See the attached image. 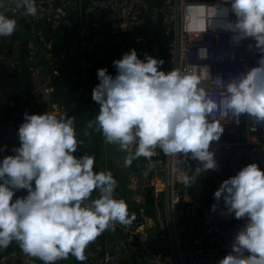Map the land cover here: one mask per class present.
Returning <instances> with one entry per match:
<instances>
[{
    "label": "clouds",
    "instance_id": "9594fccd",
    "mask_svg": "<svg viewBox=\"0 0 264 264\" xmlns=\"http://www.w3.org/2000/svg\"><path fill=\"white\" fill-rule=\"evenodd\" d=\"M13 8L25 17L38 14L37 0H0V37L17 30V19L9 15ZM215 17L216 27L234 33L236 43L253 39L249 48L260 53L257 66L230 78L221 93L224 105L237 123L242 114L264 122V0H219ZM199 56L205 58L206 51L201 49ZM163 64L148 54L139 58L133 48L113 61L115 76L107 68L97 69L92 100L99 110L87 128L128 151L125 167L152 157L157 148L165 155L197 160L192 174L182 177L188 185L218 167L210 145L220 139L224 126L212 118L219 102L201 80L178 70L165 72ZM18 138L13 154L0 159V249L16 242L43 264L70 255L83 262L86 248L98 236L116 223L127 226L135 220L126 201L115 196L113 173L95 171L94 155H75L83 141L74 117L25 113ZM18 190L27 194L16 196ZM93 192L98 196L93 198ZM213 196L212 211L223 201L228 214L246 220L219 264H264V169L249 163L223 180Z\"/></svg>",
    "mask_w": 264,
    "mask_h": 264
},
{
    "label": "built area",
    "instance_id": "2783aa9c",
    "mask_svg": "<svg viewBox=\"0 0 264 264\" xmlns=\"http://www.w3.org/2000/svg\"><path fill=\"white\" fill-rule=\"evenodd\" d=\"M82 1L37 0L36 17L9 10L18 27L12 36L0 37V145L7 141L12 150L19 146L18 128L25 113H37V103L44 105L42 114H65V106L52 101V77H61V72L46 52L53 36L70 28L78 18ZM218 2L88 0L84 19L78 18L75 37L66 46L65 55L80 56L82 65L93 72L92 88L99 83L97 69L107 68L109 74L116 75V52L135 48L138 57L152 56L147 32L161 20L166 39L162 70L197 76L209 96L219 102L212 118L224 126L220 139L210 145L218 167L196 178L211 182L207 191L212 203L208 208L189 199L188 189L196 180L188 185L182 181L183 175H191L199 162L181 155H165L157 148L138 173L154 189L155 209L161 204L162 212L152 219L145 218L142 210L138 214L129 210L135 215L132 224L116 223L98 236L85 250V264H219L231 252L236 233L246 223L245 219L232 222L223 201L216 211L211 206L216 203L213 194L224 172L231 177L253 162L264 169V122L257 123L242 114L237 123L221 95L230 78L257 66L260 53L249 48L255 44L253 39L236 43L234 33L215 26L219 18L212 17ZM229 18L235 19L233 15ZM201 49L206 51L205 58L199 56ZM41 62L51 69L50 75L45 74ZM86 93V87L80 86L75 95ZM6 109L9 114L2 116ZM26 194V190L16 192V196ZM6 251L0 249V264L8 262ZM17 259L19 264H43L19 246Z\"/></svg>",
    "mask_w": 264,
    "mask_h": 264
},
{
    "label": "crops",
    "instance_id": "0c3cea01",
    "mask_svg": "<svg viewBox=\"0 0 264 264\" xmlns=\"http://www.w3.org/2000/svg\"><path fill=\"white\" fill-rule=\"evenodd\" d=\"M154 3H158L160 0H151ZM88 0H83L81 3V7L79 10L78 18L84 19V9L87 6ZM78 18L76 17L73 21V24L70 28L65 29L61 34H58L56 39L51 43L49 50L46 52L51 56L53 60L56 61L57 65L60 67L62 72L61 77V90L65 95H72L73 88L76 86H85L92 87L93 85V72L87 70L82 67L79 63V55H65L66 46L69 45L74 37H75V26ZM150 41V47L153 51V57L157 59H161L164 61V50H165V36L162 29L161 20L156 22L149 32H147ZM123 52H116L117 59L122 57ZM150 51V50H149ZM46 55L43 56L45 58ZM43 65V62H42ZM81 78V80H78ZM52 99H55L52 95ZM57 103V102H56ZM58 104V103H57ZM9 114V110L6 109L3 111L2 116H6ZM77 136L79 140H82L83 143L79 146L78 152L75 155H83L88 154L89 150H93L94 145L99 142H102V157L97 162V167L99 170H106V165H103V158L106 154L109 156H117L118 158H122L123 160L128 155V151H122L119 149L117 145L107 144L101 133L93 131L92 129H88L87 126H76ZM88 134L85 135V132ZM88 131L92 132V135L89 134ZM5 151L0 152V159H2L6 155L13 154L10 144L5 141L0 147H4ZM134 149V146H133ZM130 149L129 151H132ZM96 155V150L94 156ZM147 161V158L140 157L133 161L130 167H127V177L123 179L124 173H120L119 175L113 174L114 178L117 181V188L115 190L116 198H123L128 208L131 207V204L140 205L143 203L142 190L146 186L143 179L140 178L138 169L140 166L144 165ZM103 165V166H102ZM111 170V167H109ZM112 172V171H111ZM229 174L227 172L223 173L221 177V183L223 180L229 178ZM93 198L98 196L97 192H93ZM21 196V195H17ZM161 205V204H160ZM156 208V215L160 214L163 210L161 206ZM130 210V209H129ZM131 211V210H130ZM231 221L234 222L236 218L234 215L228 214ZM18 246L12 243L6 251V255L8 257V262L6 264H19L17 259ZM56 264H85L84 262L78 261L75 257L69 256L66 260L57 261Z\"/></svg>",
    "mask_w": 264,
    "mask_h": 264
},
{
    "label": "trees",
    "instance_id": "16d2710c",
    "mask_svg": "<svg viewBox=\"0 0 264 264\" xmlns=\"http://www.w3.org/2000/svg\"><path fill=\"white\" fill-rule=\"evenodd\" d=\"M196 2H208L211 0H193ZM56 36H53V39L55 40ZM166 43V39H165ZM150 54H154L152 50H150ZM143 59L142 57H139ZM79 63L82 67V60L79 57ZM41 66L44 67V71L46 75L51 74V69L48 67L46 63L42 62L40 63ZM58 70L61 72V69L58 65H56ZM86 68V67H84ZM87 69V68H86ZM89 70V69H87ZM91 71V70H90ZM92 72V71H91ZM61 77H62V72H61ZM61 77H52V87H53V99L54 102H57L63 106H65V116L69 117H74L75 118V124L76 126H87L88 121L90 119H93L95 115L98 113L99 106L98 104L92 100V87H88L87 93L86 94H80V95H75L80 86H76L73 88V92H71L72 95H65L60 87L61 84ZM78 80H81L79 78ZM29 83V79H27ZM26 81V84H27ZM44 110V105L37 103L36 104V112L42 114ZM85 132V131H84ZM89 134L92 135L91 131H88ZM102 142L97 143V145H94L93 150H89L88 155H94L95 150H96V155H95V165H94V170L95 171H102L99 170L97 167V162L98 160L102 157ZM211 186L210 180L207 181H202V180H196L193 184L188 189V196L189 199L196 204H199L202 208H208L209 205L212 203V198L208 194L207 188ZM142 196H143V203L140 205L136 204H131V207L128 208L130 209L134 214H138L140 210L143 211V214L145 218H152L154 219L156 217V209H155V197H154V189L149 186H145L142 190ZM134 244V242H133Z\"/></svg>",
    "mask_w": 264,
    "mask_h": 264
},
{
    "label": "rangeland",
    "instance_id": "374dc122",
    "mask_svg": "<svg viewBox=\"0 0 264 264\" xmlns=\"http://www.w3.org/2000/svg\"><path fill=\"white\" fill-rule=\"evenodd\" d=\"M50 46H51V44H50ZM52 101H53V99H52ZM54 103H56V102H54ZM59 105H61V104H59ZM102 164L106 165V170H109V167H111L110 171H112L113 174L119 175L120 173L121 174L124 173L123 179H125V177H127V174H126L127 173V167L124 166V160L122 158H118L117 156H111V158L109 159V156H107L105 154Z\"/></svg>",
    "mask_w": 264,
    "mask_h": 264
}]
</instances>
